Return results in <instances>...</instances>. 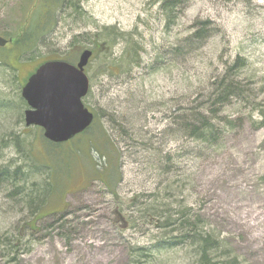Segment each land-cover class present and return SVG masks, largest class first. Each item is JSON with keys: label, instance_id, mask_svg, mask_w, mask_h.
Instances as JSON below:
<instances>
[{"label": "rangeland", "instance_id": "obj_1", "mask_svg": "<svg viewBox=\"0 0 264 264\" xmlns=\"http://www.w3.org/2000/svg\"><path fill=\"white\" fill-rule=\"evenodd\" d=\"M30 1L0 0V36L24 30ZM167 1L79 0L80 12H56L32 54L17 60L9 43L0 58V264H195L189 245L151 259L135 252L175 228L148 216L154 205L199 214L232 257L264 264V0H181L171 11ZM203 21L206 43L188 47ZM84 48L95 55L83 102L97 117L54 147L26 125L22 89L47 59L76 63ZM238 57L245 65L230 75L241 87L219 114L221 133L193 138L186 121L209 111Z\"/></svg>", "mask_w": 264, "mask_h": 264}, {"label": "trees", "instance_id": "obj_2", "mask_svg": "<svg viewBox=\"0 0 264 264\" xmlns=\"http://www.w3.org/2000/svg\"><path fill=\"white\" fill-rule=\"evenodd\" d=\"M180 1L181 0H168L165 3V8L171 11V8L176 7V4H178ZM31 2H33V5L31 6L30 13L28 15L29 17L24 24V30L19 35L8 37L9 43L13 40V45L10 47V55L12 53H17V60H21L23 57L35 52L45 36L51 33L54 27L55 14L58 10L69 5L75 8V12L81 11L79 0H31L30 3ZM209 29L210 27L208 25V21L201 22L200 27L195 31V33L189 36V38H186L184 43L188 47L197 43H206L204 41H206V38L211 32ZM112 33L118 35L117 32H114V30H110L108 34L110 35ZM9 43L5 47H0V58L7 54L6 52L8 50V46L10 45ZM94 55L95 50L93 49V56ZM29 59L31 60V58ZM55 59L61 58H49L47 60ZM64 59L72 63L75 62V60H71L69 57ZM242 60L243 59L238 57L235 62L236 65L231 66L220 79L217 86L218 88L215 92V99L213 102L208 101V103H210L207 108L209 111H195L192 113V115H190V119L186 121V124L190 130L189 133L193 138L195 137L203 142H209L212 140L215 141L218 138L222 128V118L219 114L223 111L222 108L225 107L226 103L229 102L234 95H237V92L241 87L238 86V80L232 78L230 73L232 74L233 70L245 65L243 62V65H241L240 62ZM10 65L13 66L11 63ZM13 69L18 70L17 66H13ZM32 74H30L29 77ZM28 78L25 80V82L28 80ZM92 125L89 129L80 134L88 132L90 129H92ZM102 137H98L96 139L102 141L105 138L104 135ZM99 140H95V143L100 142ZM47 141L50 142L54 147L64 144H56L48 139ZM94 146L98 151H101V149L98 148L96 144ZM118 175L119 174L109 175V180L106 182H108L109 185L113 184L112 187H114L116 183L113 181V178L117 177ZM53 189L54 187H52V190ZM173 212L174 211L170 209L161 211V208L155 205L151 207L148 216L151 217V214H154V217H156V219L159 221V226L164 231H167V229L170 227L175 228H173V232H165L163 239H160L156 244H153L150 247H136L135 252L140 253L141 258L143 257L151 259L155 250L161 251L164 249H176V247H185L189 245L196 249L198 260L195 264H245L240 261V258L237 255L232 257V255L228 253V250L225 248L221 237L216 236L215 233L205 227L198 216L199 214H195L196 217H193V215H191V213L186 210H180L179 212L176 211L175 214ZM176 213L179 215V218H175L173 222V218Z\"/></svg>", "mask_w": 264, "mask_h": 264}, {"label": "water", "instance_id": "obj_3", "mask_svg": "<svg viewBox=\"0 0 264 264\" xmlns=\"http://www.w3.org/2000/svg\"><path fill=\"white\" fill-rule=\"evenodd\" d=\"M8 43L0 36V47ZM92 55L88 48L76 64L48 60L35 70L21 94L29 106L24 114L27 126L43 128L45 139L56 144L68 142L91 127L95 114L83 99L90 93L91 81L85 69Z\"/></svg>", "mask_w": 264, "mask_h": 264}]
</instances>
